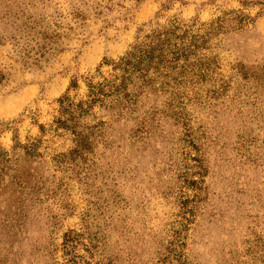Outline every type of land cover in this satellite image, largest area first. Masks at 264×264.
<instances>
[{
	"label": "rangeland",
	"instance_id": "rangeland-1",
	"mask_svg": "<svg viewBox=\"0 0 264 264\" xmlns=\"http://www.w3.org/2000/svg\"><path fill=\"white\" fill-rule=\"evenodd\" d=\"M0 264H264V0H0Z\"/></svg>",
	"mask_w": 264,
	"mask_h": 264
},
{
	"label": "trees",
	"instance_id": "trees-1",
	"mask_svg": "<svg viewBox=\"0 0 264 264\" xmlns=\"http://www.w3.org/2000/svg\"><path fill=\"white\" fill-rule=\"evenodd\" d=\"M148 59L150 60L151 59V56H149L148 57ZM128 65H130V58L128 57V58H124V59H122L121 60V63H120V67L121 68H125V67H127ZM90 87H92V85H89V88ZM116 90V89H115ZM93 94V93H92ZM106 94H104V96H105ZM66 100V99H65ZM95 100L93 99L91 102H94ZM67 106L69 107V105L67 104ZM89 106V105H88ZM79 110H80V113H83V112H85V109H82V107H80L79 108Z\"/></svg>",
	"mask_w": 264,
	"mask_h": 264
}]
</instances>
